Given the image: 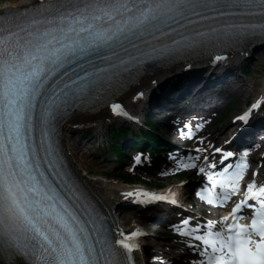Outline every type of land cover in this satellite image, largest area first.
<instances>
[{
  "label": "snow or ice",
  "instance_id": "obj_1",
  "mask_svg": "<svg viewBox=\"0 0 264 264\" xmlns=\"http://www.w3.org/2000/svg\"><path fill=\"white\" fill-rule=\"evenodd\" d=\"M233 16L261 19L208 23ZM256 34L264 35V0H38L30 16L0 20V264L17 256L25 264H135L131 254L139 246L128 241L141 233L121 232L113 241L81 203L56 158L53 121L68 107L99 98L147 60ZM111 108L127 115L118 103ZM248 167L242 161L227 180L214 183L235 194ZM256 188L249 184L246 199L232 209L236 223L192 237L200 244L189 245L198 257L191 264H264V186ZM134 195L151 196L125 193ZM229 198L225 191L224 201ZM242 205L254 209L250 226L238 223L246 218L236 215Z\"/></svg>",
  "mask_w": 264,
  "mask_h": 264
},
{
  "label": "rangeland",
  "instance_id": "obj_2",
  "mask_svg": "<svg viewBox=\"0 0 264 264\" xmlns=\"http://www.w3.org/2000/svg\"><path fill=\"white\" fill-rule=\"evenodd\" d=\"M249 56H250L249 59L247 60L243 59L241 61L230 57V59L227 62H224V63H230L231 61L234 62L233 60H235L236 61L235 63L239 65H244V64L254 65L252 72L250 73V76H246L243 78V86H242L243 89L236 98L235 104L233 106L234 112L232 113L227 112L225 114H222L221 116L212 119V122L208 121L209 117L206 113H200L197 117L191 120L187 118L180 119L176 117L175 119H173L174 123L175 121L184 122V125H186V127L188 126L191 130H195L198 125H203L204 129H207L209 132L217 130V131H214L213 133L214 139L210 146H208L207 144H203V141L205 142L206 140H208V134L203 135L200 139L201 140L200 143L202 144L201 145L202 147H199V149L202 151V153L196 152V154L197 153L198 155L202 154V156H204L203 161H205L204 159L206 157H209L211 153L215 155V158L219 157L216 150L220 149V147L214 146L216 145V144H213L214 140H217V141L220 139L222 140V137L224 136L226 137L227 134L231 133L229 132L230 129L229 130L227 129L230 128V125L232 124V116L238 115V113L243 109L242 106H243L245 99H247V97H251L250 95H254V93H258V92L260 93V90L264 82V54H262V51H252L251 55ZM238 67L240 66H237V68ZM234 87L236 88L237 86L235 85ZM136 109L138 110V108ZM204 120H206L207 122H204ZM120 124L122 123L112 124V126H118ZM112 126H110L109 128H111ZM109 128L107 130H109ZM89 131H91L95 136L98 135L97 132H95L92 129H90ZM106 132L101 134L100 137L105 138L107 135ZM73 134L74 132L69 135L67 134L68 135L67 139H68L69 144L71 145L73 153L75 152L76 161H78V163L84 169L86 168L96 169V170L99 169L102 171L104 175L108 177L113 176V178L116 179L117 181H120V179L117 178L118 174L134 172L137 174V176L142 181V183L137 184V185H141L143 187L145 186L148 188H155L156 186H162V187L167 188V186H171V185L174 186L176 184H184V183H188L191 180L189 179V177H185L186 174L181 176V178L179 177L177 178L176 176L172 175L171 173L167 171L165 172V171L157 170L153 172L151 169H148L146 166H143V168L140 166H136L137 164L136 157L139 156V154L135 153V150H133L132 148L127 149V151L132 154L130 156L131 159H129V161H127L124 165L123 164L119 165L114 162L113 154L110 148H107L105 143L99 142L100 140L96 138V140H90V141L82 140L81 144L76 145L74 144V142L76 141V138H74ZM168 137L170 136L165 135V138H168ZM181 138H184V140H181ZM169 141L175 145L177 144L179 147H182L184 149L187 145L193 146V140L190 139L189 136L186 137L183 134L182 128L174 132V134H171ZM204 145L208 149L204 147ZM257 153H258L257 155L263 159L257 158L253 160L252 165H256V166L261 165L262 170H260L259 173L262 174V172L264 173V151H259ZM148 156L149 154L144 157L145 162L148 160ZM170 159L174 163L178 161V160H173L172 158ZM178 164H182V163L178 162ZM125 165H127L128 167L126 168ZM163 166L165 167L164 168L165 170H170V171L173 170V168H171L166 162L163 163ZM91 173L93 174V172ZM189 173L190 175L196 174L194 170L189 171L188 174ZM120 182H122V180ZM200 209H201L200 206H198L197 211H200ZM150 212L154 214L158 213L157 209L150 211ZM202 213H204V216H208L207 213L205 212H202ZM216 215H217V212H216ZM117 216L120 222L127 221L129 225L136 224L137 226L141 228H145V226H147L150 223L149 221H146L144 212L140 211V207L134 203L124 204L119 209ZM147 228L151 231L150 238H152V243L153 244L159 243V245H161L162 248H164L163 254H159L157 252L158 250L157 248L153 249V251L151 250L149 251L148 249L146 251V256H145V261L147 262V264H181V262L182 263L186 262V259H184L183 257L176 258L172 256L171 254H169V251H174L173 245L175 244L179 246L183 244L191 245L193 242H196L195 239H193L192 237L189 238V236L180 234L181 239L176 240L173 237L174 234L171 231V229L164 228L160 225L156 230H153V228H151L150 226L149 227L147 226ZM158 257L160 259H157ZM156 259L157 261H155Z\"/></svg>",
  "mask_w": 264,
  "mask_h": 264
},
{
  "label": "bare ground",
  "instance_id": "obj_3",
  "mask_svg": "<svg viewBox=\"0 0 264 264\" xmlns=\"http://www.w3.org/2000/svg\"><path fill=\"white\" fill-rule=\"evenodd\" d=\"M38 3V0H4L0 1V12H3L5 10H11V9H19L22 7H30L33 4ZM246 50V49H245ZM245 50L241 49L239 51L230 50L229 54H223L221 56L228 58L231 56L234 59L238 60H247L250 58V56H247V53ZM220 56V55H219ZM235 62V60H233ZM228 64V63H226ZM229 63L228 65H230ZM233 65V64H232ZM215 70V67H211ZM232 68H234L232 66ZM220 69V68H219ZM180 71V68L178 66H173L171 69L162 70L161 72H154L153 74H139L134 78V81L129 83L127 86H122L121 89L118 90L117 94H115L113 97L109 98L105 104L101 106H95L94 109H91L89 111H83V112H72L69 113L64 119L61 120L59 124V136H58V142L60 149L63 152L64 161H66L67 166L69 170L76 176V178L80 181L81 184H83L90 194L93 196L96 203L101 206V208L106 213L107 217H109V221L122 231H131V230H137L142 235L138 239L142 246L140 248L135 249L134 252V260L136 264H147L145 261V254L147 251L148 246V240H150L151 237V231L147 228V226L153 228V230H156L160 225V218L158 216L148 215V219L155 221V223H149L145 228H141L136 226V224H128L127 221H125V224H120L116 220V211L123 206L122 202L131 200L133 198H137L135 195L133 197H126L125 193L132 192V193H148L146 192V187L141 185H129L125 184L123 182L117 181L116 179L112 177H108L102 173L99 169H84L81 167V165L76 161V155L73 153V150L71 148V145L68 142L67 134L73 130V128L77 127L81 130H84L85 128H91L94 129L97 133H105L110 126V124H118L121 123L123 120H127L125 115H116L112 108V103H118L122 106L123 112H126L128 115L132 114L134 116L137 115V113L134 112L135 108H139L140 105H144L146 103V92L152 87L154 80L157 79V81H162L163 78L166 76H173L177 75V73ZM219 71V70H218ZM262 98L264 97V82L261 88V95ZM138 119V117L136 116ZM132 122H135L132 120ZM232 127V125H231ZM186 128H183V130ZM226 133V132H225ZM211 137L205 141L206 144L210 145L212 143V140L214 139V134L212 131H210L209 134ZM223 142V139L216 140L217 145H221ZM78 145V144H76ZM93 172V174L91 173ZM91 175V176H90ZM180 184L176 185L175 188H177ZM181 186V185H180ZM174 188V186L170 187ZM144 197V196H139ZM173 217L169 218V220H172ZM219 222V221H217ZM215 228H212L211 230H214ZM218 229V228H217ZM192 232V231H191ZM192 234L199 235L198 231L192 232ZM174 251L169 252V254H177L176 256L183 257L184 259H188L187 264H191V261L193 259L198 258L194 252L193 249L187 246L183 245H173ZM159 254H163V251L158 249ZM175 256V255H174ZM9 264H12L13 260H15V264H24L21 260L13 257H8Z\"/></svg>",
  "mask_w": 264,
  "mask_h": 264
},
{
  "label": "trees",
  "instance_id": "obj_4",
  "mask_svg": "<svg viewBox=\"0 0 264 264\" xmlns=\"http://www.w3.org/2000/svg\"><path fill=\"white\" fill-rule=\"evenodd\" d=\"M127 129H118V130H112L111 133L109 134V137H111L110 139L113 140H119V138H121V135L123 132H125ZM112 148L117 149L115 146H112ZM123 179L127 180V181H136V178L134 177H130L128 175H121Z\"/></svg>",
  "mask_w": 264,
  "mask_h": 264
}]
</instances>
